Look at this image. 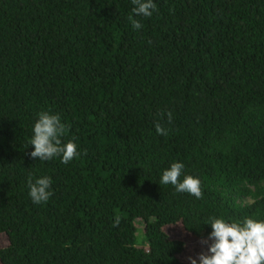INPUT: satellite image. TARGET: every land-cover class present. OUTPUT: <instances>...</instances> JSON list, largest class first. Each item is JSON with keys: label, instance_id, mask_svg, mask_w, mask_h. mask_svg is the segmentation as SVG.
Instances as JSON below:
<instances>
[{"label": "trees", "instance_id": "16d2710c", "mask_svg": "<svg viewBox=\"0 0 264 264\" xmlns=\"http://www.w3.org/2000/svg\"><path fill=\"white\" fill-rule=\"evenodd\" d=\"M155 3L0 0V264H190L209 218L264 220V0ZM44 111L80 158L31 156ZM173 162L200 199L159 184Z\"/></svg>", "mask_w": 264, "mask_h": 264}, {"label": "clouds", "instance_id": "9594fccd", "mask_svg": "<svg viewBox=\"0 0 264 264\" xmlns=\"http://www.w3.org/2000/svg\"><path fill=\"white\" fill-rule=\"evenodd\" d=\"M132 11L136 16L151 17L156 10L155 0H132ZM134 29H140L141 23L133 20ZM171 120V113L168 114ZM65 125L59 114L47 111L38 114L32 127L29 144L34 146L31 156L41 161L59 158L63 164L82 155L74 141L62 142ZM160 135H167V129L156 125ZM185 165L173 162L165 169L159 180L160 185H172L178 193H187L200 199L203 196L201 180L198 176L184 175ZM183 175V179L180 177ZM29 196L33 203L47 202L53 195L52 179L49 176L28 179ZM118 223V221H117ZM206 224L211 225L207 252L198 258L189 257L190 264H264V220L246 217L240 221L224 218H209Z\"/></svg>", "mask_w": 264, "mask_h": 264}, {"label": "rangeland", "instance_id": "374dc122", "mask_svg": "<svg viewBox=\"0 0 264 264\" xmlns=\"http://www.w3.org/2000/svg\"><path fill=\"white\" fill-rule=\"evenodd\" d=\"M253 201H254L253 196H251V197L245 196L244 197V203H252ZM137 224H138V228H139V232H138L139 234L138 235L140 236L139 238L141 240L142 234L144 232V230H143L144 224L142 225L141 221H137ZM175 234H176V232H175ZM7 245H8V237H7V235L4 234V233H0V248L1 247H5Z\"/></svg>", "mask_w": 264, "mask_h": 264}]
</instances>
